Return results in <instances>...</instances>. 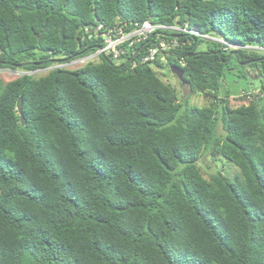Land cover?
<instances>
[{
    "label": "trees",
    "instance_id": "obj_1",
    "mask_svg": "<svg viewBox=\"0 0 264 264\" xmlns=\"http://www.w3.org/2000/svg\"><path fill=\"white\" fill-rule=\"evenodd\" d=\"M145 20L211 38L180 32L168 54L130 68L172 34L153 32L120 62L0 79V264H264V52L247 47H264V0H0V68L69 61L101 45L98 22ZM231 64L261 72L237 105ZM163 65L209 104L179 99Z\"/></svg>",
    "mask_w": 264,
    "mask_h": 264
},
{
    "label": "built area",
    "instance_id": "obj_2",
    "mask_svg": "<svg viewBox=\"0 0 264 264\" xmlns=\"http://www.w3.org/2000/svg\"><path fill=\"white\" fill-rule=\"evenodd\" d=\"M84 30L85 32L91 31V29L88 27H86ZM93 30L96 34H99L102 37L101 45L98 46L94 52L69 61H54V63L59 62L60 65L53 66L52 68L64 67L68 69H75L82 66L87 61L98 60L101 56L106 55H109L116 62H120L126 55V51L129 48H132L135 44L144 41L153 32L166 30L168 32H171L172 34L169 36L160 37L156 43L147 45L139 58L133 59L132 56L130 68H134L137 64L140 63H152L157 56H164L168 54L171 50L179 46L178 34H180V32H188L193 35H200L202 37L211 38L210 36L199 33L196 29H187L186 26L183 27L179 25L153 24L148 20H145L141 23H134L133 28L129 31H125L121 26L105 25L102 22H98ZM218 41L221 43V48L223 50H235L242 47L238 44L229 43L222 39H218ZM247 47L264 52V47ZM179 64L181 66L185 65V62L182 58L179 60ZM253 94V90L249 92L242 91L241 97L243 96L246 99H250L253 97Z\"/></svg>",
    "mask_w": 264,
    "mask_h": 264
},
{
    "label": "rangeland",
    "instance_id": "obj_3",
    "mask_svg": "<svg viewBox=\"0 0 264 264\" xmlns=\"http://www.w3.org/2000/svg\"><path fill=\"white\" fill-rule=\"evenodd\" d=\"M256 47V45H254ZM258 52L261 53L259 50ZM60 65L59 62H53L50 66L45 68H39L34 71H24L22 69H9V68H0V79L4 81L12 80L22 74H33L34 76H40L45 73H47L53 66ZM231 66L234 68L233 70L226 71L225 78H224V87L230 92V103L231 105H237L239 103L241 97L242 91H254V94L258 92V87L260 86V80L258 78H251L248 76V78L242 76L239 72V68L235 66L234 64H231ZM241 66V65H240ZM74 68V67H73ZM153 68L160 74V76L168 81L172 86H174L177 90V96L179 99H186L190 105H207L210 102V99L206 97L203 94H197V93H190L188 87L185 84H181L177 78L176 75H174L170 70L168 65H163L162 67H155ZM223 92V90H222ZM246 99V98H245ZM247 100V99H246ZM217 132L218 134H223V126L222 121L220 117L217 119ZM203 164H210L211 168L213 164L215 163L212 161L210 155H205L202 158ZM227 165H230L226 162L224 158H221L217 161L216 166L217 168H220L224 170V168H228L230 173L233 174L235 172V169L231 167V165L228 167Z\"/></svg>",
    "mask_w": 264,
    "mask_h": 264
},
{
    "label": "water",
    "instance_id": "obj_4",
    "mask_svg": "<svg viewBox=\"0 0 264 264\" xmlns=\"http://www.w3.org/2000/svg\"><path fill=\"white\" fill-rule=\"evenodd\" d=\"M60 35H61V38L63 39V23H61L60 24ZM179 36V35H178ZM36 37H37V39L39 40V35H36ZM230 56H234L235 58H237V54H236V52H234V51H232L230 54H229V56H228V58H227V60L230 58ZM132 58V56L130 57V59ZM105 60L107 61V62H110L109 61V59L108 58H106L105 57ZM248 63H250V61H247V62H243V63H241L242 65H246V64H248ZM169 70L174 74V75H176L177 76V78L180 80V82L182 83V84H184V80H183V70L182 69H180V68H178V67H176V66H169ZM260 74H261V72L259 71V70H257V74L255 75V76H250L251 78H258L259 76H260ZM17 111H18V113H19V115H20V119H21V123L23 124L24 123V119H23V116H22V112H21V101H20V99H18L17 100Z\"/></svg>",
    "mask_w": 264,
    "mask_h": 264
}]
</instances>
